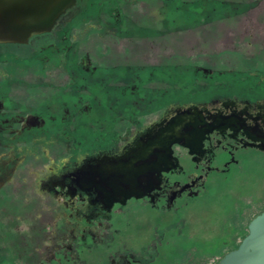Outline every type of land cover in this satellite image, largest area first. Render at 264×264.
Segmentation results:
<instances>
[{
	"label": "flooded vegetation",
	"instance_id": "af4514ba",
	"mask_svg": "<svg viewBox=\"0 0 264 264\" xmlns=\"http://www.w3.org/2000/svg\"><path fill=\"white\" fill-rule=\"evenodd\" d=\"M188 108L191 146L171 145L157 187L114 200V158ZM253 158L264 0H76L49 30L0 41V264L163 262L178 212Z\"/></svg>",
	"mask_w": 264,
	"mask_h": 264
},
{
	"label": "water",
	"instance_id": "95a60500",
	"mask_svg": "<svg viewBox=\"0 0 264 264\" xmlns=\"http://www.w3.org/2000/svg\"><path fill=\"white\" fill-rule=\"evenodd\" d=\"M76 0H0V41H26L33 34L49 30ZM196 128L192 108L178 111L158 131L140 136L122 155L114 158L107 183L114 200L142 197L158 186L163 170L172 166L171 145L189 147ZM247 234L238 246L226 252L216 264H264V210L247 224Z\"/></svg>",
	"mask_w": 264,
	"mask_h": 264
},
{
	"label": "rangeland",
	"instance_id": "374dc122",
	"mask_svg": "<svg viewBox=\"0 0 264 264\" xmlns=\"http://www.w3.org/2000/svg\"><path fill=\"white\" fill-rule=\"evenodd\" d=\"M263 210L264 158H253L226 175H213L201 196L177 214L183 220L177 225L180 235L170 234L169 240L179 252L154 264H184L182 251L190 253L185 257L188 264H214L239 241L247 221Z\"/></svg>",
	"mask_w": 264,
	"mask_h": 264
},
{
	"label": "trees",
	"instance_id": "16d2710c",
	"mask_svg": "<svg viewBox=\"0 0 264 264\" xmlns=\"http://www.w3.org/2000/svg\"><path fill=\"white\" fill-rule=\"evenodd\" d=\"M261 211H259L258 213H260ZM258 213H256V214H258ZM255 214V215H256ZM255 215H253L248 221H247V223H246V226H245V229H244V227L242 228V231H241V233H240V238H239V241H237L236 243H234L229 249H227L226 251H224L222 254H221V256L216 260V262L214 263V264H216L217 263V261L226 253V252H228L229 250H231V249H234V248H236L237 246H238V244L240 243V241H241V239L247 234V224H248V222L255 216Z\"/></svg>",
	"mask_w": 264,
	"mask_h": 264
}]
</instances>
